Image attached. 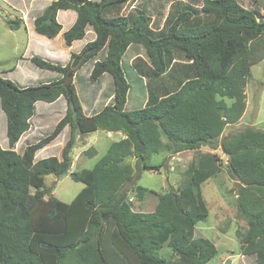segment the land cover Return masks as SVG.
Listing matches in <instances>:
<instances>
[{"label": "trees", "instance_id": "1", "mask_svg": "<svg viewBox=\"0 0 264 264\" xmlns=\"http://www.w3.org/2000/svg\"><path fill=\"white\" fill-rule=\"evenodd\" d=\"M130 1L53 0L34 18L36 32L53 38L63 29L58 12L76 11L63 33L68 46L84 39L88 28L95 33L65 65L31 58L39 68L62 74L59 79L23 86L0 68L9 144H0V264L208 263L218 249L195 233L197 223L209 215L202 184L221 169L217 153H200L188 184L157 193L152 211L135 210L128 200L130 191L141 200L148 191L154 193L139 184L130 190L136 175L132 157L143 156L146 168L153 154L205 145L221 148L240 181L238 211L248 223L241 253L264 264V129L246 126L222 137L228 125L243 117L251 66L264 59V13L256 1L245 6L240 0H175L160 27L146 3L124 13ZM7 23L19 29L24 21ZM131 48L144 50L147 60L139 52L132 63L124 61L129 82L123 58ZM90 61L88 79L98 84L109 74L113 92L102 109L88 116L70 76ZM132 83L143 86L145 102L126 111ZM62 96L67 111L53 131L18 152L15 146L30 130L37 102ZM68 125L61 158L36 160L37 152ZM98 129L121 130L126 137L112 142L92 168L70 171L78 134ZM84 152L91 156L96 150ZM68 173L84 187L66 203L53 195L54 186L45 179ZM164 248L169 256L162 255Z\"/></svg>", "mask_w": 264, "mask_h": 264}, {"label": "rangeland", "instance_id": "2", "mask_svg": "<svg viewBox=\"0 0 264 264\" xmlns=\"http://www.w3.org/2000/svg\"><path fill=\"white\" fill-rule=\"evenodd\" d=\"M25 1L29 0H0V68L6 78L23 86H36L44 82L59 79L62 74L57 71L42 69L36 66L31 58L33 56L43 57L53 62L67 64L70 60L72 52L81 50L88 41L92 40L95 33L88 28V32L84 39L76 41L73 47L65 44L63 32L68 30L76 19L74 10H63L59 12L58 20L63 25L60 34L53 38L37 33L33 26L34 18L42 13L44 8L51 3V0H43L33 5V11H30L28 16L23 15L25 9ZM175 0H131L126 3L123 10L124 13L141 7L146 3L153 19L162 26L163 18L170 9L171 3ZM245 6L253 5L256 1L262 13H264V0H240ZM255 5V3H254ZM20 7H23L21 9ZM15 8H20L18 12ZM19 10V9H18ZM23 18L24 24L19 29H11L7 23L8 19ZM141 53L143 58L147 60L145 51L142 49L131 48L127 51L123 58V67L126 60L129 63L134 61L138 53ZM127 56V57H126ZM93 62L84 64L77 71V78L74 80L76 72H72L70 78L76 81V88L82 103V106H89L90 91L93 90L94 84L88 77L91 72ZM252 76L248 80L245 88L246 93V109L237 123L228 125L222 137L226 134L236 132L246 126H254L264 129V59L254 63L252 66ZM126 76L130 82L128 69ZM112 77L109 74L102 76L100 82V90L95 93V97L101 94V89H105L109 94L113 92ZM111 82V83H110ZM145 82V79H144ZM103 85V86H102ZM142 88L139 83H132L128 93V101L125 106L126 111L138 109L144 105L145 99L142 95ZM99 91V93H98ZM101 106L95 102V107H102L109 97L102 96ZM59 105H66V99ZM107 99V100H106ZM99 105H98V104ZM45 104V105H44ZM48 104L54 102L39 101L37 107L44 105V116L41 114V109L38 110L32 122V131L29 132L17 144V151L22 153L27 144L37 142L46 137L53 131L55 126L65 114V106H61V112L56 109L45 113ZM87 104V105H86ZM94 107V108H95ZM92 110L87 113L91 115ZM121 133L105 129L84 134L76 142L72 151L74 158L73 165L70 171H80L84 168H92L95 163L106 153L110 144L114 141L121 140ZM70 136V127H66L64 131L49 145L39 150L36 154V160L56 155L61 158L62 147L66 144ZM0 144L4 148H8L7 138V118L0 104ZM94 148V155H86L84 151L89 148ZM203 152H214L220 156V171L212 178L202 184V194L209 208V215L196 225L195 236H204L211 239L217 249V255L206 264H255L254 258L243 256L240 250L243 235L248 228L247 220L242 218L238 211V192L240 181L232 174L228 166V157L222 152L221 148L215 149L214 146L205 145L199 150H184L177 153L170 151H161L158 154H153L148 161V166L145 168L142 165V175L140 180L133 181L129 185L139 184L148 189L147 195L143 200L139 199L135 192L130 191L128 200L133 209L138 211H152L157 202V193H164L170 188L179 189L188 184L191 180V168L196 163L197 157ZM137 159L132 157L130 162L135 165ZM160 165V166H158ZM149 166H158L155 168ZM46 185L54 186L53 195L58 199L69 203L84 187L82 182H77L71 178L70 173L61 178H57L53 174L46 176ZM193 190V185L189 187ZM179 192V190H177ZM181 192V191H180ZM161 254V252H160ZM171 251L167 248L162 250V255L169 256Z\"/></svg>", "mask_w": 264, "mask_h": 264}, {"label": "crops", "instance_id": "3", "mask_svg": "<svg viewBox=\"0 0 264 264\" xmlns=\"http://www.w3.org/2000/svg\"><path fill=\"white\" fill-rule=\"evenodd\" d=\"M42 2L43 0H29V1H25V7H24V9H25V11H24V13H22V11L20 10V8L21 9H23V7H20V8H15L18 12H21L23 15H26V16H28L29 14H30V11H33L34 9H33V5H35V4H37L38 2ZM53 0H51V2H52ZM39 2V3H40ZM42 4H43V2H42ZM47 7V6H46ZM19 9V10H18ZM60 11H63V10H60ZM59 11V12H60ZM59 12H58V15H57V19H58V16H59ZM76 12V11H75ZM59 21V20H58ZM74 23V22H73ZM34 26V25H33ZM63 26V25H62ZM35 29V28H34ZM36 31V30H35ZM62 31V30H61ZM61 31H60V33H61ZM65 32V31H64ZM63 32V33H64ZM88 32V31H87ZM38 33V32H37ZM59 33V34H60ZM42 35V34H41ZM45 36V35H44ZM94 38V37H93ZM77 41H80V40H77ZM76 41H74L73 42V44L71 45V46H69V47H73L74 46V44H76L75 43ZM66 44V43H65ZM81 47H83V46H81ZM75 52H79V50H76ZM73 53V52H72ZM71 57V56H70ZM76 74H77V72L75 73V76H74V80H76ZM105 75V74H104ZM103 75V76H104ZM101 80V79H100ZM100 82V81H99ZM98 82V83H99ZM111 83V82H110ZM99 84H94V89L93 90H91L90 91V98H89V100H88V105L89 106H91L92 104H93V107L92 108H89L88 109V107H86V109L83 107V110H84V112H85V114L86 115H88L87 113H89V111H91L92 110V114L91 115H93V114H95L96 112H98L100 109H102L108 102H109V100H110V97L109 96H107V93H109L108 91H106V92H104V88L103 89H101V94H102V96L105 94V96H107V97H109L108 98V100L107 101H105V103H104V105L102 106V107H100L101 106V101H102V98H101V94L99 95V96H94L95 95V93L97 92V90L99 89L100 90V86H98ZM103 86V85H102ZM98 93H99V91H98ZM63 98V96L62 97H60L58 100H56L55 102H54V104H48V106H52V107H47V109L45 110V113H49V111L52 109V110H54V109H56V111L57 112H61V106L63 105V103H62V105H59V103L61 102V100H63L62 99ZM97 99L99 100V101H97ZM98 102L99 104H100V106H96L95 107V102ZM103 102V101H102ZM38 103V102H37ZM97 103V104H98ZM86 104V105H87ZM98 104V105H99ZM45 105V104H44ZM44 105H40L39 107H37V104H36V112H35V115H36V113L38 112V110L39 109H41V114L44 116ZM63 106H65V114H66V111H67V101H66V105H63ZM95 107V108H94ZM54 108V109H53ZM64 114V115H65ZM34 115V116H35ZM91 115H88V116H91ZM34 116L32 117V119H31V128H30V130L29 131H27L23 136H22V138L21 139H23L27 134H29V132L30 131H32V122H33V119H34ZM243 118V117H242ZM62 119V118H61ZM66 127H70L69 125L68 126H66ZM65 127V128H66ZM64 128V129H65ZM64 129H63V131H64ZM110 131H113V130H110ZM70 132H71V129H70ZM116 132H122L121 133V139H123V138H125L126 137V134L123 132V131H121V130H116ZM62 133V132H61ZM60 133V134H61ZM81 136H82V134H78V136H77V141L81 138ZM70 137V136H69ZM68 141V140H67ZM20 142V141H19ZM18 142V143H19ZM17 143V144H18ZM17 144H16V146H15V149H17ZM46 147V146H45ZM44 147V148H45ZM64 147V146H63ZM62 147V148H63ZM43 149V148H42ZM58 158H60V157H58ZM73 162H74V158L72 157V165H73ZM243 256H245V255H243Z\"/></svg>", "mask_w": 264, "mask_h": 264}, {"label": "water", "instance_id": "4", "mask_svg": "<svg viewBox=\"0 0 264 264\" xmlns=\"http://www.w3.org/2000/svg\"><path fill=\"white\" fill-rule=\"evenodd\" d=\"M224 139H225V137L223 139H221V141H220L221 144L223 143ZM143 162H144V157L143 156H139L137 161H136V163H135L136 175H135L134 181L140 180V178H141ZM101 228H102V225H101L100 229ZM100 229L97 232L98 234L100 232Z\"/></svg>", "mask_w": 264, "mask_h": 264}]
</instances>
